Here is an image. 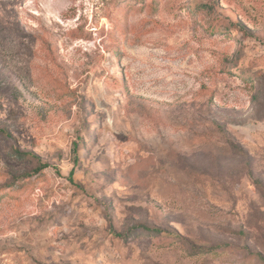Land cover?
Segmentation results:
<instances>
[{"label":"rangeland","instance_id":"374dc122","mask_svg":"<svg viewBox=\"0 0 264 264\" xmlns=\"http://www.w3.org/2000/svg\"><path fill=\"white\" fill-rule=\"evenodd\" d=\"M0 132V264H264V0H0Z\"/></svg>","mask_w":264,"mask_h":264},{"label":"trees","instance_id":"16d2710c","mask_svg":"<svg viewBox=\"0 0 264 264\" xmlns=\"http://www.w3.org/2000/svg\"><path fill=\"white\" fill-rule=\"evenodd\" d=\"M1 134H5V132H0ZM24 156H31L32 154H29V153H27V154H23ZM47 167V165H44V166H42V169H44V168H46ZM73 175H74V171H72L71 172V174H70V179L72 180L73 179ZM142 229L144 230V231H146V232H149V233H155V234H161L162 232H161V230H158V229H153V230H150V229H148V228H145V227H142ZM260 258H261V261H263L264 262V258L263 257H261L260 256Z\"/></svg>","mask_w":264,"mask_h":264}]
</instances>
